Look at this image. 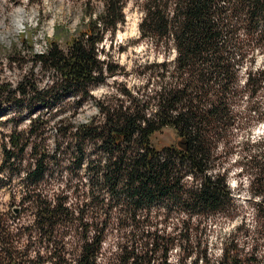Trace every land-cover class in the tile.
<instances>
[{"label":"trees","instance_id":"obj_1","mask_svg":"<svg viewBox=\"0 0 264 264\" xmlns=\"http://www.w3.org/2000/svg\"><path fill=\"white\" fill-rule=\"evenodd\" d=\"M128 1L83 0L75 32L58 25L46 50L30 45L32 77L36 67L53 75L46 87L28 75L14 88L0 82V111L11 99L27 98L31 111L39 103L56 116L68 96L77 107L92 99L98 109L87 123L68 126L61 134L70 140L53 154L31 140L38 136L35 128L48 123L40 115H30L26 141L20 133L9 136L3 169L28 147L34 152L23 182L28 204L17 214L0 210V264H199L202 256L208 264L190 229L195 216L235 204L219 161L235 129L249 128L243 168L249 166L258 184L255 206L264 210V133L254 138L251 127L264 121V65L256 66L264 53V0H135L142 12L138 39L162 58L144 65L136 95L126 88L125 99L97 100L91 89L117 72L108 69L100 46L126 23ZM63 30L66 47L58 39ZM17 46L13 62L22 55ZM165 128L175 131L176 141L158 147L153 137ZM74 158L75 171L86 172L88 180L73 206L68 194L38 191L51 164ZM154 205L167 206L182 228L160 232ZM112 218L126 222L113 247L106 241ZM177 248L184 256L173 262L170 251ZM224 257L238 262L229 251Z\"/></svg>","mask_w":264,"mask_h":264},{"label":"rangeland","instance_id":"obj_2","mask_svg":"<svg viewBox=\"0 0 264 264\" xmlns=\"http://www.w3.org/2000/svg\"><path fill=\"white\" fill-rule=\"evenodd\" d=\"M83 0H0V82L9 83L12 88L24 80L25 75L31 82H38L44 88L51 82L53 75L36 67L33 77L30 73L32 65V54L30 45L35 52L46 50L49 41L55 36V28H62L75 32L83 15ZM98 3L99 0H94ZM126 23L120 25L115 34H107L101 44L103 53L101 58L106 61L109 68L117 70L115 74H107L103 83L93 87L91 93L97 100L116 102L117 99H125L121 93L128 89L132 94H137L140 87L144 85V78L140 75L144 65L162 56L157 54L147 43L140 41L139 22L142 12L135 0H129L125 6ZM23 44L22 39H26ZM59 42L66 47V31H60ZM17 44L22 50V55H16L15 62L10 60L12 50ZM264 65V53L258 54L256 66ZM26 79V78H25ZM264 106V103H263ZM60 111L53 116L52 109L37 103L33 110L26 98L23 101L11 99L0 111V210L7 213H15L14 208L28 204L29 197L27 187L23 184L26 171L30 169L33 162L34 149L28 147L17 162L3 169L5 153L4 145L9 143L10 135L20 133L23 141L28 139L26 131L29 129L30 115H40L48 123L35 128L36 138L32 142L38 145V149H47L49 153L62 145L63 140H70L61 133L70 125L87 123L98 114L97 105L94 100L85 102L82 106L76 105L75 97L68 96L63 99ZM248 127L250 124H248ZM254 138L264 133V121L252 126ZM247 130L235 129L231 140L221 148L219 161L221 167L228 175V184L233 192L235 204L226 212L212 214L205 217L195 216L190 233L192 240L199 247V253L207 252L208 264H264V210H258L255 206L258 197L253 193L257 189L256 180L244 169L246 160L242 158L248 152L245 148V136ZM176 133L171 128H165L153 137V142L158 147L172 144L176 141ZM63 149V147H62ZM9 164V163H8ZM248 165V164H247ZM48 176L38 185V191L44 194H68L70 203L75 204L76 196L81 195L88 180L86 172L82 176L75 171V158L73 162L63 161L49 166ZM78 184L79 182H82ZM87 184V183H86ZM168 207L165 205H154L153 214H157L158 228L163 233H171L173 230L181 229L182 224L175 217L167 215ZM126 222L110 219L106 232L107 246H115L121 240V232ZM186 228V226H185ZM184 233L186 229L183 230ZM188 246L187 251L195 255L197 250ZM196 249V248H195ZM229 251L238 261L233 262L224 257V252ZM181 249H172L170 257L176 262L183 255ZM193 257V256H192ZM194 260V258H192ZM203 256L199 264H202Z\"/></svg>","mask_w":264,"mask_h":264},{"label":"water","instance_id":"obj_3","mask_svg":"<svg viewBox=\"0 0 264 264\" xmlns=\"http://www.w3.org/2000/svg\"><path fill=\"white\" fill-rule=\"evenodd\" d=\"M14 211H15V213H18L19 212V208L18 207H15L14 208Z\"/></svg>","mask_w":264,"mask_h":264}]
</instances>
